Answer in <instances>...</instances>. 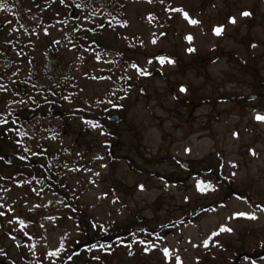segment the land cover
<instances>
[{"label": "rangeland", "instance_id": "374dc122", "mask_svg": "<svg viewBox=\"0 0 264 264\" xmlns=\"http://www.w3.org/2000/svg\"><path fill=\"white\" fill-rule=\"evenodd\" d=\"M76 2L84 4L25 0L21 18L0 7V50L11 64L3 113L27 106L11 87L34 66L41 74L47 51L71 74L61 98L44 101L45 111L66 114L39 117L45 129L36 138L3 135L13 121L0 128V262L264 264L238 254L264 243V122L255 119L264 115V0H121L124 14L113 20ZM31 145L41 153L26 159ZM43 148L66 161L64 194L24 179L33 162L42 168ZM213 175L215 191H198ZM95 224L124 237L80 250ZM14 230L27 234L25 247Z\"/></svg>", "mask_w": 264, "mask_h": 264}, {"label": "trees", "instance_id": "16d2710c", "mask_svg": "<svg viewBox=\"0 0 264 264\" xmlns=\"http://www.w3.org/2000/svg\"><path fill=\"white\" fill-rule=\"evenodd\" d=\"M2 4L7 8V11L11 13L12 17L21 18L24 12L25 0H1ZM84 4L76 2L72 7L78 6L80 9L85 10L86 8H103L105 9L106 18L113 20L116 17L122 16L124 14L121 0H82ZM9 59L0 50V86H2V77L7 76L11 64L5 60ZM44 65L42 67L41 74L38 73V69L34 66L30 70L29 78L18 83H14L11 87V91L19 93L22 98L28 97L30 100L27 101V106L23 110H18L19 115L16 117V113H3L0 108V128L6 121H13L14 127L5 128L3 135H18L19 137L24 136V139L32 141L36 138V135L45 129V124L42 122L43 115L54 116L56 112L51 109V106L47 107V111L44 110V101H51L53 99H59L63 95L66 89V83L70 80L69 69L65 67L64 59L61 54L57 51H47L45 56ZM45 97V100H42ZM64 115L66 114L65 109L61 111ZM26 123L25 125H23ZM5 125V124H4ZM3 125V126H4ZM25 126V128H24ZM53 126V125H52ZM6 127V126H5ZM54 127V126H53ZM47 128V127H46ZM49 129V128H48ZM50 130V129H49ZM54 132L53 130H50ZM3 140V139H2ZM7 140V139H5ZM1 141V138H0ZM8 141V140H7ZM2 147L0 145V155ZM40 154V151L35 149L34 145H31L30 155L26 159L31 158V153ZM46 151L47 156L45 162L41 165L42 168H38L33 162L29 167L33 168L34 171L28 172L27 170L23 172L25 174V180L31 178V181L38 180V187L47 188L51 191L64 194L65 184L62 178V170L66 166L65 159L59 155H52L46 148L42 149V152ZM60 153V152H59ZM22 173V172H21ZM219 178L215 175L204 178L202 182L205 185H210L211 187L206 190V192H214L217 187V182ZM41 181V182H40ZM86 230L87 239H82L79 241L78 246L83 247H107L113 246L120 238L124 237V233L121 230H115L112 227L103 226L102 224L94 225L93 228ZM241 257L245 259H262L264 258V243L260 248V251L252 252H240L238 253ZM234 264H239L236 260Z\"/></svg>", "mask_w": 264, "mask_h": 264}, {"label": "snow or ice", "instance_id": "6c2138e0", "mask_svg": "<svg viewBox=\"0 0 264 264\" xmlns=\"http://www.w3.org/2000/svg\"><path fill=\"white\" fill-rule=\"evenodd\" d=\"M149 2H151V0H149ZM0 7H3V4H0ZM176 11H180V10H176ZM183 15H184V18L185 19L189 20V23H191V24H197L198 23V21H196V20L189 19L188 13L185 12V13H183ZM242 15L245 16V17H247V16H249L251 14L249 12L245 11V12L242 13ZM230 23L235 24L236 23L235 18H231L230 19ZM223 30L224 29L222 27H217V28L214 29V34L217 35V36H220L223 33ZM187 39L189 41H191L192 37L189 36V37H187ZM153 43H155V41H153ZM189 51H193V49H189ZM159 62H160L161 65H163L165 63V59L164 58H159ZM149 63H151V61H149ZM167 63H174V62L171 61V60H168ZM133 67H136V66L133 65ZM141 75H148V73L145 72V71H141ZM0 88H2V86H0ZM184 90L185 89L181 88V91H184ZM255 119L258 122H264V115H257L255 117ZM0 122H4V121H0ZM96 126L97 125H93V127H96ZM253 155H255V153H253ZM210 187H211L210 185H205L203 183H198V185H197V189L200 192H205ZM0 215H3V213L0 212ZM241 216H246V214L245 213H237V214H234V218L235 217H241ZM246 218H248V219H256L255 215L246 216ZM21 225L23 226V222H21ZM231 231H232V229L226 228V227H221L220 230H219V232H231ZM216 235H219V233H213V236H216ZM140 243L143 244L144 242L141 241ZM208 244H209V242L208 241H205L204 242V247H208ZM101 247H103V245H101ZM129 247H130V245H129ZM152 247H154V246H152ZM149 250H150V247H145V251L146 252L149 251ZM163 252H164V255L166 257L169 256V250L167 248H164L163 249ZM129 254H131V252ZM50 255H56V253H50ZM176 264H182V262L180 261V258L179 257H176Z\"/></svg>", "mask_w": 264, "mask_h": 264}, {"label": "water", "instance_id": "95a60500", "mask_svg": "<svg viewBox=\"0 0 264 264\" xmlns=\"http://www.w3.org/2000/svg\"><path fill=\"white\" fill-rule=\"evenodd\" d=\"M251 97H256V95L255 94L254 95H251ZM120 117H121L120 114H116L115 113V114H112L109 118L111 120H114V121H119L120 120ZM16 155H17V152H12V153L8 154V156L5 158V161L8 162V163H11L14 160V158H15ZM183 165L186 168L188 167V163L187 162H184ZM18 238L20 239L21 237H18ZM18 243L19 244L22 243L21 239L18 240Z\"/></svg>", "mask_w": 264, "mask_h": 264}, {"label": "flooded vegetation", "instance_id": "af4514ba", "mask_svg": "<svg viewBox=\"0 0 264 264\" xmlns=\"http://www.w3.org/2000/svg\"><path fill=\"white\" fill-rule=\"evenodd\" d=\"M17 234H20L23 236V238L21 239L22 241V245H19L18 243V237H17ZM9 235L12 237V239L15 241V243L17 244V246H19L20 248H23L27 245V234L21 232V231H17V230H14L12 232L9 233ZM0 264H9L8 262H5V261H1ZM13 264V263H12ZM15 264V263H14Z\"/></svg>", "mask_w": 264, "mask_h": 264}]
</instances>
